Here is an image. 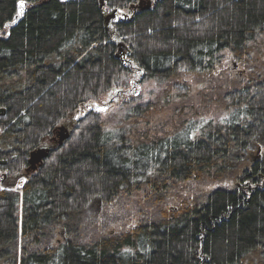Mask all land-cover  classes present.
<instances>
[{
    "label": "trees",
    "instance_id": "16d2710c",
    "mask_svg": "<svg viewBox=\"0 0 264 264\" xmlns=\"http://www.w3.org/2000/svg\"><path fill=\"white\" fill-rule=\"evenodd\" d=\"M140 2L0 0V264H264V0ZM136 72L116 130L81 112Z\"/></svg>",
    "mask_w": 264,
    "mask_h": 264
},
{
    "label": "rangeland",
    "instance_id": "374dc122",
    "mask_svg": "<svg viewBox=\"0 0 264 264\" xmlns=\"http://www.w3.org/2000/svg\"><path fill=\"white\" fill-rule=\"evenodd\" d=\"M155 0H141L139 6L147 7L149 3L153 5ZM25 7L23 9V12ZM20 11V7H19ZM22 15H17V18H20ZM12 23L9 27L0 31L2 36L7 34V31L10 29ZM120 51V49H119ZM122 59L128 62V51L122 49ZM225 62L224 66L235 70L238 72L236 67V61L229 56L227 53L224 54ZM142 74L136 72L129 78H122L118 81L117 85L106 94L101 95L97 100L90 102L86 106H82L81 112L85 113L88 111H98L101 114L102 120L104 121L106 127L110 131L116 130V128L124 121L126 112L134 107L138 103L147 104L154 101V99L162 92L164 89L163 83L156 81H147L141 82ZM98 109H104L100 111ZM255 151V150H254ZM252 157L256 156V152L252 153ZM243 165L240 166L239 170L242 169ZM241 172V171H240ZM130 209H121L119 211H109L106 216V220L112 219H125L129 220L131 218ZM101 205L98 200L92 201L89 207V216L91 220H94L99 217L101 213ZM108 226V225H107Z\"/></svg>",
    "mask_w": 264,
    "mask_h": 264
},
{
    "label": "water",
    "instance_id": "95a60500",
    "mask_svg": "<svg viewBox=\"0 0 264 264\" xmlns=\"http://www.w3.org/2000/svg\"><path fill=\"white\" fill-rule=\"evenodd\" d=\"M141 8V6H139ZM151 7V3L148 4V8ZM25 10H26V5H25ZM24 10V11H25ZM115 18V14L111 15L110 17L107 18L108 21H110V19ZM20 18H16V22L19 20ZM119 54L118 56L122 58V49L127 50V48L123 45L120 44L119 45ZM70 136L69 131L65 128V127H61L59 129V142L60 144L63 143L66 139H68ZM49 149H39L35 152H33L30 156V166H31V170L35 171L38 167V165H40L48 156H49Z\"/></svg>",
    "mask_w": 264,
    "mask_h": 264
},
{
    "label": "snow or ice",
    "instance_id": "6c2138e0",
    "mask_svg": "<svg viewBox=\"0 0 264 264\" xmlns=\"http://www.w3.org/2000/svg\"><path fill=\"white\" fill-rule=\"evenodd\" d=\"M19 7H20V11L17 13V15H23V9L25 7L24 0H20ZM12 23H15V20H13ZM4 27L7 28L9 27V25L5 24ZM98 110L104 111V109H98Z\"/></svg>",
    "mask_w": 264,
    "mask_h": 264
}]
</instances>
